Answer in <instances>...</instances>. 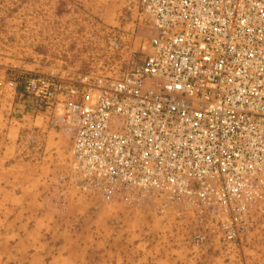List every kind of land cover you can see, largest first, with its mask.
<instances>
[{
    "label": "built area",
    "instance_id": "built-area-1",
    "mask_svg": "<svg viewBox=\"0 0 264 264\" xmlns=\"http://www.w3.org/2000/svg\"><path fill=\"white\" fill-rule=\"evenodd\" d=\"M138 9L151 34L120 73L19 71L7 85L72 135L84 190L194 207L236 246L264 219V0H138Z\"/></svg>",
    "mask_w": 264,
    "mask_h": 264
},
{
    "label": "rangeland",
    "instance_id": "rangeland-1",
    "mask_svg": "<svg viewBox=\"0 0 264 264\" xmlns=\"http://www.w3.org/2000/svg\"><path fill=\"white\" fill-rule=\"evenodd\" d=\"M149 34L138 0H0V114L7 111L8 121L20 127L15 138L0 139L7 154L0 161V264H47V258L29 255L37 240V246L50 247L41 241L44 235L82 242L68 241L71 250L112 249L120 263L123 254L129 264H146L139 253H151L155 260L152 253L173 251L176 264H264L263 218L253 222L238 245L228 247L219 241L216 220L194 207L152 194L127 198L84 190L72 166V135L56 126L53 112L36 119L42 112L7 85L19 71L62 77L118 74ZM48 173L52 187L41 178ZM27 186L71 190L68 211L54 206L47 211L50 219L65 212L69 219H54L37 230L10 223L14 213L7 209L21 207L17 194ZM16 230L21 240L4 237ZM199 233L203 241H196Z\"/></svg>",
    "mask_w": 264,
    "mask_h": 264
},
{
    "label": "crops",
    "instance_id": "crops-1",
    "mask_svg": "<svg viewBox=\"0 0 264 264\" xmlns=\"http://www.w3.org/2000/svg\"><path fill=\"white\" fill-rule=\"evenodd\" d=\"M13 102V101H12ZM11 108V107H10ZM0 114V139L2 138L3 141L9 138H15L14 133L19 132L20 127L17 126V123H11L8 121V112L6 111L1 112ZM10 114V113H9ZM46 113H36V119H45ZM4 129L7 131L3 133ZM18 134V133H17ZM9 140V139H8ZM4 156H7L6 151L0 149V161L6 160ZM52 175V174H51ZM50 173L44 175L41 178H45L44 182L48 185H54L50 182L53 177ZM57 179V177H54ZM52 187V186H51ZM27 190L28 193H27ZM69 192V193H68ZM72 191L65 188H59L57 191H52L50 187L40 188V187H29L23 189L22 192L17 194L18 198H22L23 203L21 207L10 206L7 210L12 211L14 215L8 218L10 223L20 228L22 225L24 226H31L33 227L31 230L41 229V226H50L52 224V220L58 219L61 221H67L69 219V215H66V212L63 213L62 216L56 217L53 216L52 219L49 217V210H51V206L58 208L59 210L65 209L68 211V207L72 205L71 202V193ZM30 196V198L28 197ZM54 197H57V200H54ZM66 219V220H65ZM4 237L7 240L13 239L14 241L21 240L22 234L19 230L15 232H8L4 234ZM97 238V237H95ZM93 238V242L95 241ZM41 241L50 247H41L39 245L38 240L33 243L32 249L29 253L30 256L33 257H44L47 258V264H97L99 262H104L106 264H129L128 261L126 262V258L128 257L126 254L121 255L119 258H123L122 262L116 261V252L112 251V249H107L105 251L99 250H90L87 247H84L83 250L76 251L71 250L70 248L66 247V243L68 241L79 243L82 246V242L77 239L69 240L66 237L61 240V236L58 239L49 237L47 235L43 236ZM38 242V243H37ZM86 246V245H85ZM149 254L151 253H139L138 257H142L147 261L146 264H153L149 261H155L154 264H176V258L173 251L169 252H162L157 251L155 254L152 253V256L155 257L149 258ZM197 255L189 257L190 259L196 258ZM129 258V257H128ZM149 259V261H148ZM196 260V259H195ZM187 264V263H186Z\"/></svg>",
    "mask_w": 264,
    "mask_h": 264
}]
</instances>
